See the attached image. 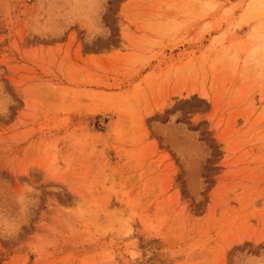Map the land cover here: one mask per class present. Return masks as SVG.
Returning <instances> with one entry per match:
<instances>
[{
	"label": "rangeland",
	"instance_id": "1",
	"mask_svg": "<svg viewBox=\"0 0 264 264\" xmlns=\"http://www.w3.org/2000/svg\"><path fill=\"white\" fill-rule=\"evenodd\" d=\"M0 264H264V0H0Z\"/></svg>",
	"mask_w": 264,
	"mask_h": 264
}]
</instances>
